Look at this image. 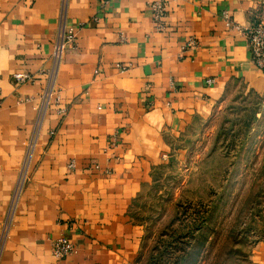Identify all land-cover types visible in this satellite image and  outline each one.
Masks as SVG:
<instances>
[{"label": "crops", "instance_id": "1", "mask_svg": "<svg viewBox=\"0 0 264 264\" xmlns=\"http://www.w3.org/2000/svg\"><path fill=\"white\" fill-rule=\"evenodd\" d=\"M150 1L0 0V264H132L143 230L130 205L172 138L234 86L264 90L244 29L264 0H164L160 19ZM63 23L74 37L54 62ZM53 65L58 97L39 114ZM58 234L74 242L60 258ZM251 258L264 264V238Z\"/></svg>", "mask_w": 264, "mask_h": 264}, {"label": "rangeland", "instance_id": "2", "mask_svg": "<svg viewBox=\"0 0 264 264\" xmlns=\"http://www.w3.org/2000/svg\"><path fill=\"white\" fill-rule=\"evenodd\" d=\"M172 138L130 211L142 225L132 264H253L264 238V90L234 86Z\"/></svg>", "mask_w": 264, "mask_h": 264}, {"label": "built area", "instance_id": "3", "mask_svg": "<svg viewBox=\"0 0 264 264\" xmlns=\"http://www.w3.org/2000/svg\"><path fill=\"white\" fill-rule=\"evenodd\" d=\"M149 6L152 12V16L154 18L160 19L163 16L165 11L164 0H151L149 2ZM224 20L226 25L240 28V24L234 22L232 18L229 16L228 12L226 11L224 12ZM244 29L247 36V43H248V48L250 50L251 60L258 67L264 70V20L250 22L244 27ZM73 37H74V30L72 26L65 25L63 23L58 27L56 39L53 45L54 62L58 60L61 52L68 45L69 41L73 39ZM54 71L55 69L53 65L49 73L45 87L41 93V104L39 106V114L45 110L47 102L51 98H53V96L54 98L58 97V94L56 93V89L54 86ZM12 78L14 79V81H21L24 79L33 78V74L25 70H16L12 72ZM211 79L212 77L207 78L208 81H210ZM34 143H35V137L33 135L27 143V150L23 158L19 170L18 178L14 186L12 201L13 199L15 200L16 196L18 195L22 187V183L26 177L29 160ZM8 220L9 219L6 218L0 229V248L9 225ZM51 243H52V247H51L52 253L58 258L70 254L74 249V242L65 234H58L54 236L52 238Z\"/></svg>", "mask_w": 264, "mask_h": 264}]
</instances>
